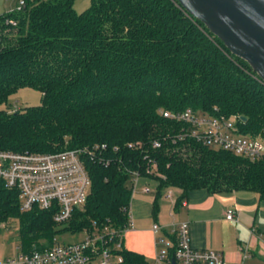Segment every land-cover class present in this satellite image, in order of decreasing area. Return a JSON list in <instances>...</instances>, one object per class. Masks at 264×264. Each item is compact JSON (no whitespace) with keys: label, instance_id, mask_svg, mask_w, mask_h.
Listing matches in <instances>:
<instances>
[{"label":"trees","instance_id":"obj_1","mask_svg":"<svg viewBox=\"0 0 264 264\" xmlns=\"http://www.w3.org/2000/svg\"><path fill=\"white\" fill-rule=\"evenodd\" d=\"M72 3L24 0L0 13V150L79 149L90 182L83 205L58 224L50 210L20 211L16 190L0 180V222L18 220L20 251L49 246L62 232L124 226L131 171L156 182L154 200L178 188L174 205L198 188L264 199V157L178 140L183 125L161 114L235 116L238 134L264 140V83L246 62L176 0H90L81 12ZM23 87L39 91L40 102L13 110L8 97ZM120 254L125 264H147Z\"/></svg>","mask_w":264,"mask_h":264},{"label":"built area","instance_id":"obj_2","mask_svg":"<svg viewBox=\"0 0 264 264\" xmlns=\"http://www.w3.org/2000/svg\"><path fill=\"white\" fill-rule=\"evenodd\" d=\"M13 1L6 12L18 11L24 5V0ZM11 23L14 24L13 21ZM161 114L183 125L177 135L178 140L192 138L206 147L223 149L250 160L264 157V140L238 134L235 116H211L190 108L175 112L162 110ZM159 145L157 141L152 143V147ZM96 148L103 149L104 145H96ZM80 153L79 149L49 153L0 150V180L6 188L16 190L20 211L33 208L50 210L53 221L63 223L74 208L83 205L89 190V177ZM155 166L151 161L146 173H152ZM129 174L133 193L137 180L143 176L136 171ZM142 191H148V187L143 186ZM162 196L173 202L171 187H166ZM126 218L121 228L83 230L82 238L75 242L59 243L54 238L49 246L30 252L20 251L3 259L0 264H125L120 252L125 249L123 235L131 223L130 211ZM224 218L233 219L232 209L225 211ZM4 226L5 223L0 222V230ZM158 229L159 224L153 223L151 230L155 232ZM171 232L173 240L158 239L166 247L157 250L147 264H228L220 252L192 247L186 222L176 223Z\"/></svg>","mask_w":264,"mask_h":264},{"label":"crops","instance_id":"obj_3","mask_svg":"<svg viewBox=\"0 0 264 264\" xmlns=\"http://www.w3.org/2000/svg\"><path fill=\"white\" fill-rule=\"evenodd\" d=\"M149 180L146 177L137 180L134 192L139 193L143 210L131 216L130 226L123 235L125 250L142 255L147 263L157 250L166 247L158 239L172 241V228L184 221L188 224L192 247L220 252L228 264H264V199L257 193L248 190L211 193L198 188L188 191L174 205L180 190L171 187L173 202L162 197L166 188L160 189V196L154 200L156 182L153 194L146 199L145 194L152 192L147 186ZM145 185L146 192L142 191ZM227 209L233 211L232 220L224 218ZM153 223L159 224L160 229L153 232Z\"/></svg>","mask_w":264,"mask_h":264},{"label":"water","instance_id":"obj_4","mask_svg":"<svg viewBox=\"0 0 264 264\" xmlns=\"http://www.w3.org/2000/svg\"><path fill=\"white\" fill-rule=\"evenodd\" d=\"M176 2L264 83V0Z\"/></svg>","mask_w":264,"mask_h":264},{"label":"rangeland","instance_id":"obj_5","mask_svg":"<svg viewBox=\"0 0 264 264\" xmlns=\"http://www.w3.org/2000/svg\"><path fill=\"white\" fill-rule=\"evenodd\" d=\"M90 0H73L72 8L76 12H81L88 7ZM14 4L13 0H0V13L6 12ZM40 102V92L29 88H19L16 92L11 94L7 100V106L15 109H21L26 106L38 105ZM9 108V110H10ZM140 182V181H139ZM138 182V183H139ZM155 181L149 180L147 186L149 190L154 189ZM165 190L162 191V195ZM153 191L145 194V198L149 199ZM144 195V194H143ZM150 195V196H149ZM163 197V196H162ZM141 198H143L141 196ZM162 199V198H161ZM168 202L167 200H165ZM143 210V201L140 199L138 192H133L130 199V213L133 217L135 212ZM18 220L16 218H9L5 226L0 230V262L20 252V241L18 238ZM83 232L70 233L62 232L53 237L59 243L75 242L82 238Z\"/></svg>","mask_w":264,"mask_h":264}]
</instances>
